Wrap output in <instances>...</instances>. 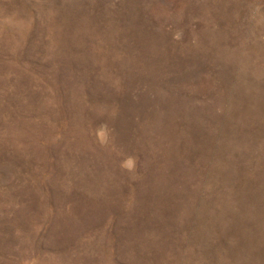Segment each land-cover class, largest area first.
<instances>
[{
	"label": "rangeland",
	"instance_id": "374dc122",
	"mask_svg": "<svg viewBox=\"0 0 264 264\" xmlns=\"http://www.w3.org/2000/svg\"><path fill=\"white\" fill-rule=\"evenodd\" d=\"M0 264H264V0H0Z\"/></svg>",
	"mask_w": 264,
	"mask_h": 264
}]
</instances>
